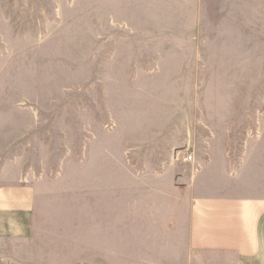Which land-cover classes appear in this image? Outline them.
Returning <instances> with one entry per match:
<instances>
[{"label": "rangeland", "instance_id": "rangeland-1", "mask_svg": "<svg viewBox=\"0 0 264 264\" xmlns=\"http://www.w3.org/2000/svg\"><path fill=\"white\" fill-rule=\"evenodd\" d=\"M17 181L0 264H264V219L257 258L189 246L196 197L264 198V0H0Z\"/></svg>", "mask_w": 264, "mask_h": 264}, {"label": "crops", "instance_id": "crops-1", "mask_svg": "<svg viewBox=\"0 0 264 264\" xmlns=\"http://www.w3.org/2000/svg\"><path fill=\"white\" fill-rule=\"evenodd\" d=\"M36 190L32 185L0 183V240L15 234L19 218L31 215ZM264 198L212 196L191 205L189 246L198 251L257 258L262 253Z\"/></svg>", "mask_w": 264, "mask_h": 264}, {"label": "built area", "instance_id": "built-area-1", "mask_svg": "<svg viewBox=\"0 0 264 264\" xmlns=\"http://www.w3.org/2000/svg\"><path fill=\"white\" fill-rule=\"evenodd\" d=\"M192 160H193V156L190 155V156L187 158L186 161H188V162H192Z\"/></svg>", "mask_w": 264, "mask_h": 264}]
</instances>
